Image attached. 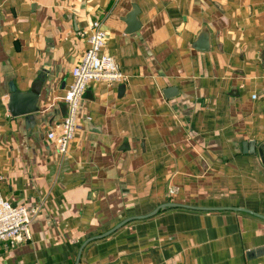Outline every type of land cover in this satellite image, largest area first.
Wrapping results in <instances>:
<instances>
[{"label":"crops","instance_id":"obj_1","mask_svg":"<svg viewBox=\"0 0 264 264\" xmlns=\"http://www.w3.org/2000/svg\"><path fill=\"white\" fill-rule=\"evenodd\" d=\"M95 20L125 80L89 84L62 158L46 134ZM39 77L38 112L13 116L10 83ZM0 194L39 207L0 264H76L165 202L199 208L129 220L77 264H264V0H0Z\"/></svg>","mask_w":264,"mask_h":264},{"label":"built area","instance_id":"obj_2","mask_svg":"<svg viewBox=\"0 0 264 264\" xmlns=\"http://www.w3.org/2000/svg\"><path fill=\"white\" fill-rule=\"evenodd\" d=\"M87 41V48L71 69L72 81L62 97L64 115L46 134L54 143L56 153L62 158L74 138L80 101L89 84L99 80L107 82L125 80L113 57L102 53L106 32L101 28L99 21L91 23ZM38 212L37 206L12 205L0 194V248L4 242L29 239L30 225Z\"/></svg>","mask_w":264,"mask_h":264},{"label":"water","instance_id":"obj_3","mask_svg":"<svg viewBox=\"0 0 264 264\" xmlns=\"http://www.w3.org/2000/svg\"><path fill=\"white\" fill-rule=\"evenodd\" d=\"M135 15L136 14L134 12H132L130 15H128V17L126 19V22L129 26L127 29V32H133L138 28V23H136V21L134 19ZM196 46L200 49L206 48L207 45L205 43V39L204 38L200 39ZM42 82H43L42 78L39 77L34 83H32L29 91H26V92L18 91L17 88L15 87V85L13 83H10V85H9L10 96H9V102H8V109L13 116L25 115L27 119L33 118V114L38 112V110H39V108L37 106V101H38V95L40 93V89L42 86ZM175 92H176L175 87H168L164 90V95L166 97H170V96L174 95ZM243 147H244V149H247L251 152L254 151V144L253 143L244 142ZM169 207L199 208V207H194V206H190V205L178 204V203H174V202H165V203L158 205L153 211H151L148 214L128 217L127 219L118 223L112 229H110V230H108V231H106L100 235H97L95 237L87 239L82 244V246L80 247V250H79V253H78V256L76 259V264L78 263V260L80 257V252H81L83 246L87 242H89L90 240L96 239V238H99V237H102V236L109 234L110 232L114 231L116 228H118L122 224L128 222L129 220L151 216V215L155 214L158 210L169 208ZM227 208L242 210V211H246V212L252 213L254 215L263 217L262 215L257 214L255 212L248 210V209H245V208H239V207H227Z\"/></svg>","mask_w":264,"mask_h":264}]
</instances>
